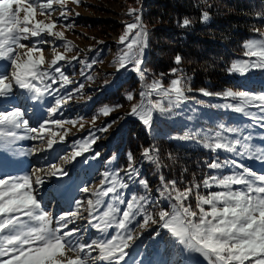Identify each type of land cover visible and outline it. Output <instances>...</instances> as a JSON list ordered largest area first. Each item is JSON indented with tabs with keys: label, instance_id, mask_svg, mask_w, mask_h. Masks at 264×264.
<instances>
[{
	"label": "snow or ice",
	"instance_id": "snow-or-ice-1",
	"mask_svg": "<svg viewBox=\"0 0 264 264\" xmlns=\"http://www.w3.org/2000/svg\"><path fill=\"white\" fill-rule=\"evenodd\" d=\"M69 2L79 5L82 0H0V61L7 62L0 64V97L13 96L15 89L25 91L35 101L46 95L54 96L53 106L47 109L49 117L55 116L72 98L71 92L59 95L61 89L75 83L62 70L61 62L70 64L78 61L86 67H91V64L79 59L78 55L70 58L67 55L76 48L65 36V31L73 25H60L65 30H57L54 13L59 9V17L66 19L70 15L67 11ZM139 13L140 9L128 10L127 14L134 20L125 23L118 41L123 48L113 64L117 72L130 67L143 82L140 99L131 104L127 115L136 117L146 129L151 130L154 113H170L194 97L187 95L193 89L183 75H177L179 68L172 69L176 78L168 85L160 79L148 82L143 65L149 33ZM258 15L264 17V10ZM210 19V12L203 10L201 21ZM191 23L190 19L184 18L181 27H188ZM254 31L258 38L243 42L244 58L231 62L227 69L230 74L244 76L252 70L264 71V29L256 28ZM55 40L63 42V51L53 46L52 59L48 60L43 46L52 45ZM182 61L180 55L175 56L177 65ZM9 67L10 72L7 71ZM87 78L93 79L92 76ZM56 84L59 87L53 88ZM83 87L81 84L75 91ZM199 91L205 97L215 95L232 101L211 106L229 109L264 129V92L233 89L221 93ZM153 95L161 99L152 100ZM126 99L132 102L135 96L129 92ZM120 107L122 105H105L98 115L110 116ZM98 115L93 116L91 123L95 131L101 133L107 132L119 119H124L120 117L103 127H96ZM78 123L70 119H46L33 127L18 107L0 111V147L11 150L16 142L27 139L39 144L19 150L23 155L54 150V146L63 144L70 134V129L65 126L75 127ZM79 127L82 129L84 124L79 123ZM218 129L203 133L185 131L175 138L188 141L199 135L202 147L212 153L226 152L234 157L264 162V144H255L252 133L223 123ZM95 131L90 132L88 138L75 141L69 154L55 155L53 162L46 167H37L24 175L0 174V264H126L129 250L153 225L166 232L180 255L196 254L203 264H264V173H258L237 159L221 161L217 157L211 160L206 167L216 174H207L200 182L183 188L176 180H166L161 175L160 194L169 200L170 207L160 208V201L151 198L148 181L140 178V169L133 154L128 153L127 168L106 170L98 185L79 189L90 198L76 199L73 210L53 217L42 205L40 191L49 178L68 175L65 164L92 151V145L100 138ZM261 140H264V135ZM141 155L160 167L158 149L146 148ZM99 156L100 153L96 152L91 159ZM56 160L59 162H54ZM224 169L229 171L225 173ZM120 171L124 172L127 181L121 177ZM137 183L144 193L130 192L126 198L124 190H130ZM84 212L87 217H84ZM81 219H87L102 238L84 241L81 229L74 226ZM155 237H161V231H156ZM183 264H191V261L185 259Z\"/></svg>",
	"mask_w": 264,
	"mask_h": 264
},
{
	"label": "rangeland",
	"instance_id": "rangeland-1",
	"mask_svg": "<svg viewBox=\"0 0 264 264\" xmlns=\"http://www.w3.org/2000/svg\"><path fill=\"white\" fill-rule=\"evenodd\" d=\"M123 1L124 0H82L79 5L69 2L67 5V11L70 12V15H68L66 19L59 17V9L54 13V17L57 18L58 23L57 30H65L60 27V25H73L70 30L65 31L66 38L71 40L76 46L74 51L67 53L68 57L70 58L73 55H78L79 59L85 60L87 64H91V67H86L78 61H72L70 64L67 62H61L60 66L62 67V70H64L66 75L74 80L75 83L68 85L66 89L60 90V96H65L67 93L71 92L72 98L69 99L67 103L63 104L55 116L49 117L47 111V109L54 104V96L46 95L42 100L35 101L30 98V94L23 90L15 89L13 96L8 98L0 97V111H10L11 109H4L6 108V105H10L11 101H20L21 109L25 110L24 113L26 112L25 119H27L29 125L33 127L38 126L39 123L46 119H70L84 124L82 129L79 127V123L75 127L66 125L65 127L70 129V134L66 137L65 142L54 146V150L39 152L37 159L40 160L42 164L38 165L35 163L34 165L36 167H46L49 162H53V157L57 154L60 156L69 154L72 151V145L75 141L88 138L90 132L95 131L91 123L92 118L93 116H97L99 110L105 105L100 107L96 114L87 117L85 114V108L91 98L88 94V89L92 88L100 91L107 87L106 84H110L115 77L119 75L124 76L127 73L132 72L130 67L129 70L122 69L117 72L116 67L113 64L114 59L123 48V45L119 44L118 41L120 35L124 31L125 23H123L122 27L119 29L118 27L115 28L114 25H111V22L121 24L120 14H125V12H127V10L121 6ZM133 20L134 17H132L128 23H132ZM91 21L95 24L93 28L92 25L90 27V24H88L92 23ZM95 21L106 22V27H103L100 24L98 26ZM111 26L113 27L110 28ZM105 28L106 30H104ZM100 41H102V43H99ZM53 46L57 47L58 50L63 51V42L59 40H55L52 45H44L45 56L48 60L52 59ZM89 49H91V51H89ZM236 59L243 58L240 57ZM93 61H96V63H93ZM5 63L7 62L0 61V64ZM8 71H11L10 67ZM105 75H110L113 78L108 81V83H105L103 80ZM135 75L138 77V82L133 90L130 91L134 94L135 100L130 102L126 99L125 104H117L122 105V107L113 112L110 116L105 117L103 115H98V118L95 121L96 127H103L111 121L118 120L120 117H124V119L132 117L128 116L127 113L130 111L131 104L139 101V92L142 90L143 83L136 73ZM230 75L244 85L241 89L233 90H247L257 93L264 92V71L252 70L249 74L244 76L239 74ZM88 76H92L93 79L89 80L87 78ZM175 78L176 77L172 79ZM81 84L84 85L83 89L75 91ZM253 85L261 86L262 90H257ZM57 87H59L58 84L53 85V88ZM127 93L125 94V97ZM189 97H194V99L185 101L179 107L174 108L170 113L164 115L154 113L155 124L153 125L151 132L168 139L187 143L196 148L204 149L199 135H197L195 139L188 141H182L175 137L183 135L185 131L203 133L219 130L218 126L223 123L226 126H239L244 128L245 132L252 133L254 137L253 142L255 144H264V140H261V136L264 135V129L259 126H254L249 118L236 114L226 108L211 106L222 105L232 101L225 100L215 95L210 97ZM151 99L157 100L161 98L153 95ZM197 101H202L203 103H197ZM164 103L166 104L167 102L165 101ZM252 111L255 110L253 109ZM124 119H119L118 123L114 124L107 132L101 133L95 131V135L100 138L92 145V151L86 152L84 156L78 157L71 163L64 165V168L68 172L67 176L58 175L51 177L46 181L40 191V198L42 199V205L45 207V210L51 213L53 217H58L63 212L73 210L74 201L76 199L86 200L90 198L89 194L83 193L79 189L85 186H96L102 179L103 172L106 170H117L114 166L115 159L113 160L115 155L104 159L103 161L101 160V155L104 154L102 149H105V146L109 143L110 137L121 125ZM38 144V141L31 140V146H38ZM13 146L15 147H12L11 150L0 147V174L24 175L26 173L21 170L22 162L28 155L21 154L19 152L20 149L16 148V144ZM96 152H99L100 156L96 159H91ZM217 157H219L221 161L224 159H237L240 163L245 164L258 173H264V162L262 161L248 159L246 157H234L226 152L214 153L213 159ZM54 162L58 163L59 161L56 160ZM26 168H28V165ZM222 171L227 173L229 169H224ZM210 172L211 174H216L213 170H210ZM120 175L127 181L124 172H120ZM140 178L146 179L144 176ZM149 188L152 199L159 200V205L167 204V208L170 207L169 200L160 194L162 187H153L152 184ZM158 189L160 191H158ZM124 192L127 198V196L130 195V192L143 194L144 189L137 183L132 185L130 190H124ZM46 201L50 204L49 208H47L48 205L45 204ZM192 202L194 203V201ZM151 210L156 211L158 209ZM83 215L84 217H87L86 212H84ZM74 226L81 229V235L84 241L90 242L92 239L102 238L95 229L91 228L87 219L78 220ZM156 231H161V237L154 238ZM129 251L130 255L126 258V264H134L136 261H139L140 264H177V262L183 264L185 259L190 260L191 264H203L202 259L196 254L180 255L179 249L174 248L170 243L166 232L159 229L156 225L151 226L145 231Z\"/></svg>",
	"mask_w": 264,
	"mask_h": 264
},
{
	"label": "trees",
	"instance_id": "trees-1",
	"mask_svg": "<svg viewBox=\"0 0 264 264\" xmlns=\"http://www.w3.org/2000/svg\"><path fill=\"white\" fill-rule=\"evenodd\" d=\"M121 6L127 10L120 14L121 24L111 22V25L120 29L123 23L130 22L133 16L127 13L134 8L140 9L139 14L147 27L149 46L145 50L143 67L148 82L160 79L168 85L176 77L172 69L179 68L177 75H183L193 89L188 96H203L200 89L221 93L228 88L244 87L227 69L236 58H244L243 42L258 38L254 29H264V17L258 15L264 10V0H207V3L205 0H124ZM203 10L210 12L208 22L201 21ZM184 18L192 21L188 27H181ZM93 23L88 24L93 28ZM96 23L106 27L104 21ZM176 55L183 58L180 65L175 63ZM112 78L105 75L103 80ZM137 82L138 77L131 72L115 77L111 90L88 89L91 98L86 104V116H93L104 105L125 104V94L133 90ZM253 86L262 90L259 85ZM153 147L158 149L159 168L141 155L144 149ZM102 150L105 151L102 161L115 155L117 170L127 168V156L132 153L140 177L144 176L153 187H161V175L166 180H176L181 188L200 182L205 175L211 174L206 164L214 155L209 150L154 134L137 118H126ZM159 207L167 208V204Z\"/></svg>",
	"mask_w": 264,
	"mask_h": 264
},
{
	"label": "bare ground",
	"instance_id": "bare-ground-1",
	"mask_svg": "<svg viewBox=\"0 0 264 264\" xmlns=\"http://www.w3.org/2000/svg\"><path fill=\"white\" fill-rule=\"evenodd\" d=\"M8 70H9V68L7 69V71ZM16 107H18V108L21 109V104H20V101H18V100L17 101H11L10 102V105H6V108H4V109H11L12 110L13 108H16ZM22 111L24 112L25 110H22ZM14 147L15 146H13V148ZM30 147H32L31 146V140L25 139V140H20V141L16 142V148H19L20 150L21 149L26 150V149H28ZM38 155H39V153L34 154V155H28V156H26L25 159H24V161L22 162V169L21 170L24 171L25 173H29L33 169L37 168L34 165L35 163L38 164V165H41L42 164L41 161L37 159V156ZM34 159H35V161H34ZM27 165H28V168H26ZM38 167H40V166H38Z\"/></svg>",
	"mask_w": 264,
	"mask_h": 264
}]
</instances>
